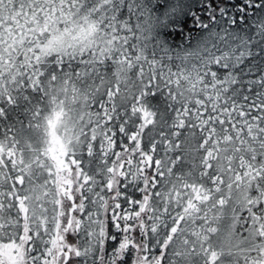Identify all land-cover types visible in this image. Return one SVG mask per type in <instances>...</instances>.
I'll return each instance as SVG.
<instances>
[{"label": "snow or ice", "instance_id": "obj_1", "mask_svg": "<svg viewBox=\"0 0 264 264\" xmlns=\"http://www.w3.org/2000/svg\"><path fill=\"white\" fill-rule=\"evenodd\" d=\"M0 264H264V0H0Z\"/></svg>", "mask_w": 264, "mask_h": 264}]
</instances>
